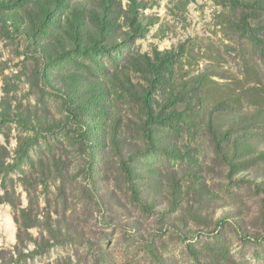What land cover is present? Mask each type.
I'll return each mask as SVG.
<instances>
[{
	"label": "rangeland",
	"instance_id": "374dc122",
	"mask_svg": "<svg viewBox=\"0 0 264 264\" xmlns=\"http://www.w3.org/2000/svg\"><path fill=\"white\" fill-rule=\"evenodd\" d=\"M256 88L264 0H0L1 261L264 264Z\"/></svg>",
	"mask_w": 264,
	"mask_h": 264
},
{
	"label": "trees",
	"instance_id": "16d2710c",
	"mask_svg": "<svg viewBox=\"0 0 264 264\" xmlns=\"http://www.w3.org/2000/svg\"><path fill=\"white\" fill-rule=\"evenodd\" d=\"M58 2H60V0H57ZM47 15V14H45ZM135 24L137 25V22H135ZM209 77H207L206 74H202L199 75L198 77L195 78V82L198 83V85L200 87L204 86L208 81H209ZM251 96H254V102H252V104H254L255 106H262L264 105V94L261 96L260 93L257 92V88L253 89V91L250 93ZM233 141H235L236 139H232ZM264 154V153H263ZM18 238L21 242H23V238L20 234H18ZM3 259V256L0 254V264H4V261H1Z\"/></svg>",
	"mask_w": 264,
	"mask_h": 264
}]
</instances>
